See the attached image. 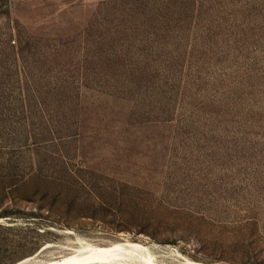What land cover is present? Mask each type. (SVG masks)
Wrapping results in <instances>:
<instances>
[{"label":"rangeland","instance_id":"374dc122","mask_svg":"<svg viewBox=\"0 0 264 264\" xmlns=\"http://www.w3.org/2000/svg\"><path fill=\"white\" fill-rule=\"evenodd\" d=\"M108 1L8 0V14L0 15V58L16 24L31 41L75 48L97 40L100 31L93 32ZM217 1L204 13L192 5L168 37L166 51L180 54L176 85L171 94L149 88L146 102L157 110L159 99L169 103L171 120L133 115L136 93L143 96L157 80H139L131 66L103 69L119 74L111 82H125L122 91L80 87V135L52 149L58 162L52 171L70 185L56 184L38 212L29 214L35 206L28 205L26 214L0 216L1 224L23 228L27 245L12 264L120 248L145 259L132 264H264V0ZM161 59L149 55L147 66ZM208 116L215 132L203 137ZM89 260L75 264H129Z\"/></svg>","mask_w":264,"mask_h":264},{"label":"trees","instance_id":"16d2710c","mask_svg":"<svg viewBox=\"0 0 264 264\" xmlns=\"http://www.w3.org/2000/svg\"><path fill=\"white\" fill-rule=\"evenodd\" d=\"M217 3V0H109L103 5L102 23L93 32L100 31L97 40L87 39L75 48L62 42L23 39L22 28L18 24L13 26L8 45L1 51L4 57L0 58V204H7L0 216L25 213L24 207L28 205L35 206L29 214L38 212L47 207L45 198L56 184L70 185L66 177L52 171L58 164L52 149L60 145L57 141L80 135V87L95 83L110 94L126 88L123 81L121 84L111 82L112 79L119 82L118 73H105L103 69L120 64L121 67L131 66L139 80L156 78V83L152 82L150 87L142 85L146 86L143 96L136 93L134 103L138 111L133 115L171 120L167 119L169 103L159 99L157 110L146 102L153 96L148 94L149 88L156 95L159 92L155 90L171 94L167 90L176 85L180 54L176 49L166 51L170 45L168 37L174 27L185 22L192 5L197 4L204 13ZM220 4L223 5V1ZM7 6L8 0H0V15L8 14ZM91 28L94 29V24ZM152 54L163 59L158 65H151L150 70L146 67L151 68L147 64ZM130 59L134 60L133 65ZM143 59L144 66L141 65ZM79 68L81 71L76 74ZM199 71L197 67L195 72L199 74ZM198 79L197 75L195 80ZM188 85L190 79L185 86ZM135 92L127 88L126 95L132 99ZM214 101H204L195 110L200 112ZM153 107L155 109H151ZM205 119L209 128L203 137L215 132L212 117ZM193 131L188 128L186 132L192 134ZM61 160L62 169H68V162ZM22 230L20 226L0 223V264H12L21 255L20 250L27 245L21 242Z\"/></svg>","mask_w":264,"mask_h":264},{"label":"bare ground","instance_id":"6f19581e","mask_svg":"<svg viewBox=\"0 0 264 264\" xmlns=\"http://www.w3.org/2000/svg\"><path fill=\"white\" fill-rule=\"evenodd\" d=\"M121 250H116V251H113V252H108L106 255L104 254V256H99V257H85V258H76V257H70V258H66L64 259L63 261H59V262H54V263H48V264H58V263H62V264H75L77 262H81V261H87L89 259V261H92V260H96L97 262H100L102 263L101 260L105 259V257H109V258H115V259H118V260H124L125 262H129V264H132V263H141L142 260H145L144 258H142L141 256H138L137 254L133 253V251H127L125 249H122L120 248ZM68 257V256H67ZM32 258V257H31ZM29 258V259H31ZM29 259H26L18 264H27V261ZM58 261V260H57ZM127 262V263H128ZM132 262V263H131ZM45 263H47L45 261ZM45 263H42V264H45ZM94 264V263H92Z\"/></svg>","mask_w":264,"mask_h":264}]
</instances>
